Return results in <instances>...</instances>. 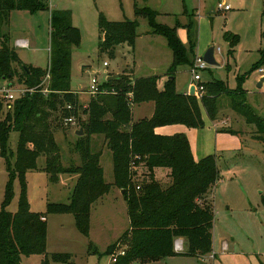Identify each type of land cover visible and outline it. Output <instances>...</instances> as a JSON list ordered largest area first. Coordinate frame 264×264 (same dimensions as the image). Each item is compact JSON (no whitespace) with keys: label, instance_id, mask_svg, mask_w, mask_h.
I'll return each instance as SVG.
<instances>
[{"label":"trees","instance_id":"obj_1","mask_svg":"<svg viewBox=\"0 0 264 264\" xmlns=\"http://www.w3.org/2000/svg\"><path fill=\"white\" fill-rule=\"evenodd\" d=\"M48 0H0V25L8 22L12 10L35 13L47 9ZM49 9V8H48ZM50 10L51 53L49 62L50 89L47 95L39 92L25 93L5 104L0 97V154L5 159L8 180L0 207V264H22V256L43 254L40 264H48L46 254V214L68 213L75 219L76 228L89 237V212L91 204L107 193L111 185L124 189L129 219L128 230L116 243L109 245L107 253L115 255L112 264H133L175 255L174 241L183 237L187 241L184 255L203 256L212 250L213 205L206 199L219 179L218 156L207 154L194 160L185 133H156L158 126L184 124L187 127L203 128V106L208 118L215 121L218 115L219 98L229 97L233 111L256 125L259 135L264 134V118L254 114L245 102L239 77L236 89H230L223 81L213 79L202 82L204 91L200 99L195 95L178 92L174 85V72L188 63L186 48L179 40L175 29L155 21L157 11L144 5L135 7L138 16L148 19L153 33L164 36L172 52L168 68L169 79L158 89V76L130 79L119 76L99 84L100 91L91 96L82 108L87 114L80 123V103L77 91L71 88V43L78 31L71 28L68 10ZM136 20H99V48L101 52L113 53V48L127 43L133 48L137 36ZM231 48L237 37L226 33ZM231 53V50H230ZM251 71L264 67V48ZM190 62L189 64H191ZM48 68V67H47ZM47 69L24 63L0 36V84L15 83L32 87L43 78ZM152 101L150 117L132 120L131 104ZM9 105V106H8ZM70 105V108H67ZM75 117L84 134L77 136L75 149L78 164L64 166L59 147L54 138V129L66 128L64 119ZM18 134L16 148L8 152L10 132ZM232 131V130H231ZM234 132V131H233ZM104 136L111 152L112 184L107 183L100 164L99 151L91 150V136ZM44 155L43 170L51 181L57 182L63 173L76 174L77 180L68 202H48L45 212L30 210L26 194V173L37 169L36 160ZM13 157V162L10 161ZM144 166L148 175L134 180L138 166ZM155 168L169 169L170 182L162 186L154 176ZM18 178L20 194L18 209H6L13 197V181ZM264 205V194L262 195ZM123 247L124 253L117 254ZM55 261H64L66 254L53 253Z\"/></svg>","mask_w":264,"mask_h":264},{"label":"rangeland","instance_id":"obj_2","mask_svg":"<svg viewBox=\"0 0 264 264\" xmlns=\"http://www.w3.org/2000/svg\"><path fill=\"white\" fill-rule=\"evenodd\" d=\"M219 3L229 8L218 10ZM144 5L157 11V23L175 29L177 37L186 48L189 62L178 66L173 75L176 91L183 92L191 82L189 63L197 55L203 57L205 51L213 46L217 64H208L206 70L200 71L202 81L217 79L230 89H236L239 77L249 72L241 82L245 102L256 116L264 118V83L262 87L257 86L258 79L264 77V67L251 71L260 58L259 51L264 48V0H48L49 9L69 11L71 28L78 31L77 37L72 36L70 84L77 91L81 104L80 123L87 118L82 108L91 97L87 90L92 78L103 83L111 75L130 76L132 80L158 76V89H162L168 81L172 52L166 38L152 32L148 19L136 15L135 7ZM48 8L35 13L12 10L8 22L0 25V36H6L7 43L19 58L43 69L49 65L51 53ZM101 17L110 21L136 20L137 36L133 48L127 43H121L113 48L112 54L101 52ZM226 33L237 37V43L232 48L225 38ZM19 39L27 41L28 45H19ZM19 87L17 82L11 87L14 95H18ZM229 100L226 95L219 98L215 121L218 124L222 121L224 123L218 127L216 138L212 125L205 129L185 125L189 128L188 135L192 143L193 132H199L198 143H208L209 152L205 155L218 156L219 179L209 191L214 217L212 250L203 256L178 255L175 264H264V205L261 200L264 194V134L259 135L254 123L247 122L244 116L233 111ZM141 106L148 108L146 104ZM200 106L204 118L211 123L203 106ZM144 108L135 110L134 119L139 117L138 113ZM147 113L141 114L142 118L148 116ZM66 125L63 126L66 128L54 129V138L64 166L79 163L75 149L77 135L74 134L77 125ZM17 138V132H10L8 152L15 150ZM102 138L101 134L92 137L91 150L104 148L100 163L104 167V179L109 183L114 180L112 158L108 147H102ZM10 161L13 162L11 156ZM36 164L37 169L26 173V194L30 210L45 212L48 202H68L77 175L63 173L54 182L42 169L45 164L44 155L37 157ZM162 172L158 168V180L162 186H167L170 182L169 173L164 175ZM147 175V169L140 165L133 178L139 182ZM7 180L5 159L0 154V207ZM19 194L20 185L18 178H15L13 197L6 207L8 211H17ZM46 219L48 264H112L107 248L116 243L129 228L127 202L122 187L117 185H113L108 193L91 204L89 237L76 228L72 214L50 213L46 214ZM53 253L66 254L68 258L55 261L51 258ZM44 258L43 254H33L22 256L21 262L40 264ZM167 260V264H174L170 261L173 259ZM156 264L165 262L161 260Z\"/></svg>","mask_w":264,"mask_h":264},{"label":"built area","instance_id":"obj_3","mask_svg":"<svg viewBox=\"0 0 264 264\" xmlns=\"http://www.w3.org/2000/svg\"><path fill=\"white\" fill-rule=\"evenodd\" d=\"M218 10H226L229 8L228 5H223L222 3H219L217 6ZM18 44L25 45L26 41L19 39L17 40ZM219 50V49H218ZM208 68V64L204 61L202 56H195L192 63L189 65V70L191 72V85H194L195 91L194 95L200 99L202 96V93L204 91L203 87V81L200 74V71L206 70ZM99 84L96 78H92L90 81L89 89L87 90V93L90 94V96H94L95 94L99 92H106L105 90L100 91ZM13 86V83H12ZM12 86H9V84L5 83L4 85H0V97L3 100L5 104H10L15 100L16 98L23 96L25 93L29 92H39L43 95H47L52 90L50 89V73H49V65L48 68L41 79V81L32 86L28 87L23 84H19V89L17 90L18 95H14V91L11 89ZM9 87V88H8ZM133 104H131L132 106ZM9 106V105H8ZM67 108H70V105H67ZM65 124H71V125H77V128L79 127L78 121L75 117H68L64 119ZM174 250L177 252H181L183 250V245L180 239H177L174 241ZM124 251L121 249L117 252V254L122 255ZM112 260H115V255L112 256Z\"/></svg>","mask_w":264,"mask_h":264},{"label":"crops","instance_id":"obj_4","mask_svg":"<svg viewBox=\"0 0 264 264\" xmlns=\"http://www.w3.org/2000/svg\"><path fill=\"white\" fill-rule=\"evenodd\" d=\"M19 45H22V44H19ZM28 45V42L26 41V44L25 45H22V46H27ZM23 61V60H22ZM24 62V61H23ZM24 63H26V62H24ZM26 64H28V63H26ZM36 66V65H35ZM109 77V76H108ZM107 77V78H108ZM106 78V79H107ZM261 79V77L258 79V81ZM263 83H264V81H263ZM262 86H263V84H262ZM190 87H191V82H190V84L187 86V88L183 91V93H187L188 92V90L190 89ZM142 104H146L147 105V107L148 108H146L145 106H141ZM134 110H133V112H132V120L133 121H135V120H138L139 119V117L140 118H142V115L141 114H143V113H145L146 111H148V116H146V115H144L145 117H150L151 116V114L153 113V108H154V103L152 102V101H149V102H142V103H139V104H134ZM144 108V110L141 112V113H138L139 114V117L137 118V119H134V114H135V110L137 111L138 109H140V108ZM201 114H202V112H201ZM202 117L204 118V116H203V114H202ZM204 121H205V125H204V128H202V129H205L206 127H209L210 128V126L212 125V131H214V137L216 138V134H217V132H218V127H220L221 126V124H223L224 123V121H222L220 124H218V121H210L211 123H208V121L204 118ZM188 130H189V128H186L185 127V125L184 124H171V125H163V126H158V127H156L155 129H154V131L156 132V133H160V134H167V135H170V134H174V133H179V132H184L185 134H186V136H187V138H188V141H189V144H190V148H191V152H192V155H193V158H194V160H197V159H199L200 157H202L203 155H205V153L206 152H209L208 151V143L207 144H205V143H198V140H197V138H198V133L199 132H197V133H195V132H193L194 134H193V143H192V141H191V139H190V137H189V135H188ZM232 130V129H231ZM95 135V134H94ZM94 135H92L91 136V141H92V137L94 136ZM101 145H102V147H106L107 148V146H106V141H105V138H104V136H103V138H102V140H101ZM108 149V148H107ZM102 150H104V148L102 149ZM102 150H99L101 153H102ZM98 151V152H99ZM101 155V154H100ZM112 158V157H111ZM101 164V163H100ZM102 166V165H101ZM103 167V166H102ZM162 170H163V174L165 175H167L168 173H169V169H167V168H161ZM157 170H158V168H155L154 169V176H155V178L158 180V177H157V174H156V172H157ZM112 171H113V165H112ZM135 171H137V169L135 170ZM103 176H104V167H103ZM113 179H114V177H113ZM105 180V179H104ZM108 183V182H107ZM113 183V180L111 181V182H109V184H112ZM112 187H113V185H111ZM112 187H110V189L112 188ZM109 189V190H110ZM109 192V191H108ZM107 192V193H108ZM211 197H210V195L208 194L207 196H206V199H208V200H211L210 199ZM47 220V219H46ZM213 229V228H212ZM212 237H213V234H212ZM177 239H180L181 240V242H182V245H183V250L180 252H177V251H175L176 252V254L175 255H171V256H167V257H164V258H160V259H157V260H152V261H146V262H142V263H154V264H156L157 263V261H164L165 262V264H167V259H173V260H170L171 261V263H174L175 264V262H176V256H178V255H182V254H184V252L186 251V249H187V241H186V239L185 238H183V237H177L175 240H177ZM139 263H141V262H139Z\"/></svg>","mask_w":264,"mask_h":264},{"label":"water","instance_id":"obj_5","mask_svg":"<svg viewBox=\"0 0 264 264\" xmlns=\"http://www.w3.org/2000/svg\"><path fill=\"white\" fill-rule=\"evenodd\" d=\"M203 59L209 65H216L217 64V62L215 60V57H214V47L213 46H210L205 51V53L203 54ZM118 78H119V75H111V76H109L107 78V80H115V79H118ZM263 81H264V77H261V79L257 83V86L258 87H262ZM9 86H12V83H9ZM194 91H195V87H194V85H191V87H190V89L188 90L187 93L189 95H194ZM74 134L77 135V136L83 135L84 134L83 127L80 126L77 129H75L74 130ZM122 192H124V189H122Z\"/></svg>","mask_w":264,"mask_h":264}]
</instances>
